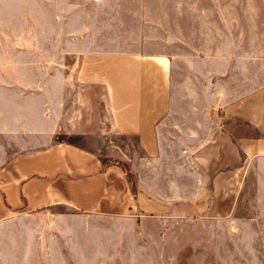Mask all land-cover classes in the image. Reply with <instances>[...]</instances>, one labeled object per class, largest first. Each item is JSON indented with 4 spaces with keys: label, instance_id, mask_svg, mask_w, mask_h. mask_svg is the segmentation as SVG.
I'll list each match as a JSON object with an SVG mask.
<instances>
[{
    "label": "crops",
    "instance_id": "crops-1",
    "mask_svg": "<svg viewBox=\"0 0 264 264\" xmlns=\"http://www.w3.org/2000/svg\"><path fill=\"white\" fill-rule=\"evenodd\" d=\"M88 6L93 13L85 14ZM215 7L210 3L206 10ZM204 9L176 0H0V224L21 216L67 217L66 212L139 217L162 202L192 204L186 209L189 217L195 212L213 219L230 215L247 166L264 160V83L257 80L256 66L236 85L211 68L180 79L172 55L179 53L172 45L171 55L161 49L162 27L169 25L170 42H213L214 32L199 29L210 26L224 41L220 25L226 23L194 14ZM67 10L74 14L67 18ZM163 10L170 11L165 24ZM118 21L128 28L122 29L120 42ZM67 26L74 28L71 39L78 44L71 52L80 54L74 80L81 90L101 89L105 136L125 144L117 147V155L101 158L59 139L66 110ZM100 27L107 28L105 42L111 46L106 49L96 47L99 33L92 28ZM87 28L90 35L84 38L78 32ZM197 32L201 36L195 38ZM85 42L92 45L84 48ZM201 54H207L209 64L216 53ZM210 71L214 76H208ZM179 120L201 124L191 126L202 130L196 138L203 141L189 153L190 166L202 176L200 197L190 186L184 193L171 189L163 199H148L141 188L132 190L118 167L102 168L107 161H121L133 167L138 182L148 169L165 174L171 186L182 178L191 185L193 172L183 170L176 161L180 153L165 139L167 125L180 129Z\"/></svg>",
    "mask_w": 264,
    "mask_h": 264
},
{
    "label": "rangeland",
    "instance_id": "rangeland-1",
    "mask_svg": "<svg viewBox=\"0 0 264 264\" xmlns=\"http://www.w3.org/2000/svg\"><path fill=\"white\" fill-rule=\"evenodd\" d=\"M169 2L170 0H163V3ZM176 2L199 3L205 9L201 12L195 11V15L226 23V26L220 25V30L226 32L224 41H221L222 36L217 35V28H199L214 32L213 42L194 38L190 42H170L169 25H163L161 49L171 55L169 53L172 45L179 53L172 55L175 56L174 62L182 73V77L179 76L181 80L195 75L200 68H211L220 70L227 83L234 82L236 85L245 76L250 77L251 68L253 70L256 66L259 73L257 80L264 83V0ZM210 3L216 5L215 11L206 10ZM89 8L88 6L85 14L93 13ZM72 14L73 11L67 10V18ZM169 16V10L162 11L163 24L169 22ZM118 24L116 33L120 42L122 29L128 28H122L119 21ZM73 29L72 26H67L66 110L60 123V137L57 138L80 144L98 153L101 158L117 155L118 150L125 144L119 138L112 140L105 136L107 128L102 121L104 110L101 89L88 87L81 90L74 80L80 54L71 52L78 45L71 39L75 37L71 33ZM106 29L92 28V31L99 33L96 44L98 48L106 49L111 46L105 42ZM88 30L89 28L83 29L78 33L88 38ZM198 36L201 35L197 32L195 38ZM148 39L147 36L146 40ZM81 45L86 48L92 44L85 42ZM207 50L216 53L210 54L209 64L206 60L207 54H201V51ZM208 76H214L212 71ZM194 91L196 95L201 93L200 90ZM204 96L208 97V91ZM213 108L210 106V112ZM200 125L179 120L177 126L180 129H175V124L170 123L167 125L168 134L166 133L165 138L172 141L173 150L180 153L176 161L183 170L193 172L191 185L189 179L182 178L175 179L171 186L168 179H163L165 174L148 169L142 171L141 182H138L133 175H137V172L132 171L131 165L124 164V174L129 177L132 190L137 192L141 188L146 198L163 199L171 189L173 193H184L191 186L195 196L200 197L202 176L197 167H191L189 162L190 150L203 141L202 138H196V134L201 135L202 130L193 129L191 126ZM185 161L187 168L184 167ZM160 204L157 207L159 210L139 217L110 219L71 215L72 212H66L67 217L45 216L28 220L23 216L13 217L0 224V264H264V160L251 162L247 166L246 176L232 211L225 218L199 217L196 212L189 217L186 209L192 204Z\"/></svg>",
    "mask_w": 264,
    "mask_h": 264
},
{
    "label": "trees",
    "instance_id": "trees-1",
    "mask_svg": "<svg viewBox=\"0 0 264 264\" xmlns=\"http://www.w3.org/2000/svg\"><path fill=\"white\" fill-rule=\"evenodd\" d=\"M111 166L118 167L124 173L125 168H124L123 164L120 162H117V161H113V160H110V161H107L106 163H104L102 168L106 169V168L111 167Z\"/></svg>",
    "mask_w": 264,
    "mask_h": 264
}]
</instances>
